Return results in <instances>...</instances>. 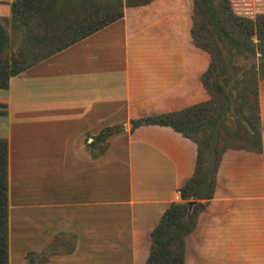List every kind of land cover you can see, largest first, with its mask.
I'll use <instances>...</instances> for the list:
<instances>
[{
  "label": "crops",
  "instance_id": "0c3cea01",
  "mask_svg": "<svg viewBox=\"0 0 264 264\" xmlns=\"http://www.w3.org/2000/svg\"><path fill=\"white\" fill-rule=\"evenodd\" d=\"M12 1L0 0V17ZM230 1L237 14L264 13V0ZM190 16L191 0L125 8L0 89L7 264H143L152 228L193 172L195 145L128 121L208 98ZM257 89L262 149L223 152L183 264H264V78Z\"/></svg>",
  "mask_w": 264,
  "mask_h": 264
},
{
  "label": "trees",
  "instance_id": "16d2710c",
  "mask_svg": "<svg viewBox=\"0 0 264 264\" xmlns=\"http://www.w3.org/2000/svg\"><path fill=\"white\" fill-rule=\"evenodd\" d=\"M151 1L13 0L9 15L0 17V89L7 87L11 76L119 20L125 8ZM14 33L18 41L10 50ZM189 36L207 54L199 80L208 98L128 121L130 131L141 125L166 126L195 145L193 172L176 189L179 201L170 202L152 228L143 264H183L185 236L213 195L223 152L262 149L257 85L264 78V13L237 14L230 0H191ZM233 57L247 62L242 73L238 70L243 64L233 65ZM229 79L239 94L240 122L233 128H227L223 120ZM4 107L0 104V115L5 114ZM110 132L111 128L103 130L104 135ZM7 208L6 140L0 138V264H7Z\"/></svg>",
  "mask_w": 264,
  "mask_h": 264
},
{
  "label": "rangeland",
  "instance_id": "374dc122",
  "mask_svg": "<svg viewBox=\"0 0 264 264\" xmlns=\"http://www.w3.org/2000/svg\"><path fill=\"white\" fill-rule=\"evenodd\" d=\"M17 41H18L17 33L16 34L14 33V35L10 36V41H9L10 50L15 49ZM225 52H227V49L225 50ZM231 61L233 62V65L238 66V65L243 64L238 70V73H242L245 70L246 64L244 63H247L246 61L243 63V61L239 57H237L236 59L235 57H233ZM230 71L234 72V69L231 68ZM227 86H228V89L226 90L225 100L228 102V109L226 108L227 110H225L223 114V120L227 128H233V125L236 124V122H240L238 112H237L238 104H239L237 95L239 96V94L236 93V91L234 90V83L232 82V80L229 79Z\"/></svg>",
  "mask_w": 264,
  "mask_h": 264
},
{
  "label": "water",
  "instance_id": "95a60500",
  "mask_svg": "<svg viewBox=\"0 0 264 264\" xmlns=\"http://www.w3.org/2000/svg\"><path fill=\"white\" fill-rule=\"evenodd\" d=\"M189 210V209H188Z\"/></svg>",
  "mask_w": 264,
  "mask_h": 264
}]
</instances>
